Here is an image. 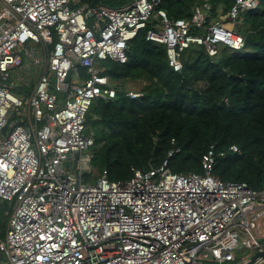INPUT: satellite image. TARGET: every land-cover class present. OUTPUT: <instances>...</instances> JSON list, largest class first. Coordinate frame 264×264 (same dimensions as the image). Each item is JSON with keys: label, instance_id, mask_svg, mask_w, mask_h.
I'll return each mask as SVG.
<instances>
[{"label": "built area", "instance_id": "1", "mask_svg": "<svg viewBox=\"0 0 264 264\" xmlns=\"http://www.w3.org/2000/svg\"><path fill=\"white\" fill-rule=\"evenodd\" d=\"M75 1L0 0V198L12 204L0 264H237L241 248H262L264 185L217 176L226 150L213 145L201 173L172 172L165 159L132 166L125 180L106 170L83 180L94 143L86 114L95 99L116 96L102 62H125L128 41L148 22L146 38L165 45L174 71L193 43L209 55L218 45L238 49L240 11L257 0H234L216 15L205 1L189 19L169 17L161 0ZM29 70L32 88L19 96L12 88Z\"/></svg>", "mask_w": 264, "mask_h": 264}, {"label": "trees", "instance_id": "2", "mask_svg": "<svg viewBox=\"0 0 264 264\" xmlns=\"http://www.w3.org/2000/svg\"><path fill=\"white\" fill-rule=\"evenodd\" d=\"M129 1L76 0L72 5L121 6ZM205 1L214 15L234 3L161 0L159 6L171 18L189 19L194 7ZM238 19L236 30L245 37L242 47L218 45L217 53L209 55L203 45L193 43L181 55L180 71L168 65L163 43L146 38L149 22L128 41L125 62H102L116 96L95 99L86 114V129L94 137L89 166L97 175L106 170L109 179L125 180L132 166L158 167L165 159L172 172L201 173L203 154L213 145L216 152L226 150L213 165L217 176L244 181L255 189L264 185V0L241 10ZM132 81L140 84L137 90L142 95L126 94ZM30 89L12 91L24 95ZM231 144L240 151L229 150ZM11 206L0 198L1 238Z\"/></svg>", "mask_w": 264, "mask_h": 264}, {"label": "rangeland", "instance_id": "3", "mask_svg": "<svg viewBox=\"0 0 264 264\" xmlns=\"http://www.w3.org/2000/svg\"><path fill=\"white\" fill-rule=\"evenodd\" d=\"M73 81L76 82V78H74ZM139 85H140V84H139L138 82H136V81H132V82L127 83L126 87H127V88H130V89H133V90H137L138 87H139ZM239 149H240V148H239ZM73 165H74L73 160L68 159V160L65 161V166L68 167V168H70L71 170L73 169ZM83 168H84V169H83V180H85V177H89L90 179H92V180H90V181H93V180L95 179V177L98 176V175H97V172H96L94 169H92L91 166H89L88 168H86V166H85V167H83ZM263 225H264V224H263ZM263 227H264V226H263ZM262 230L264 231V229H262ZM260 239H261V241H262L263 244H264V237H261ZM236 253H237V255H239V256H241V255H242V256H245V257H243V259H245V258H247V257L249 256V254L252 253V252H251L249 249L241 248V249L238 250ZM0 258L2 259L1 252H0Z\"/></svg>", "mask_w": 264, "mask_h": 264}, {"label": "water", "instance_id": "4", "mask_svg": "<svg viewBox=\"0 0 264 264\" xmlns=\"http://www.w3.org/2000/svg\"><path fill=\"white\" fill-rule=\"evenodd\" d=\"M264 260V245L262 248L253 251L245 259H242L237 262V264H259Z\"/></svg>", "mask_w": 264, "mask_h": 264}, {"label": "crops", "instance_id": "5", "mask_svg": "<svg viewBox=\"0 0 264 264\" xmlns=\"http://www.w3.org/2000/svg\"><path fill=\"white\" fill-rule=\"evenodd\" d=\"M29 72H30V70H29ZM34 71H32V72H30V75H26V72H24L23 73V78L22 79H20L19 80V83L17 84V85H14L13 86V88H22V86L24 87H30V88H32V85H33V80L35 79V74L33 73ZM31 90V89H30ZM30 92V91H29ZM28 92V93H29ZM27 93V94H28ZM27 94H24V95H19V96H27ZM18 95V94H17ZM10 215V214H9ZM9 217V216H8ZM7 222H8V220H7ZM6 227H7V225H6ZM252 252V251H251ZM2 255V254H1ZM243 257H245V256H240V260H242L243 259ZM4 257L2 256V259H3ZM1 259V258H0ZM239 260V261H240ZM236 262H238V261H236Z\"/></svg>", "mask_w": 264, "mask_h": 264}]
</instances>
